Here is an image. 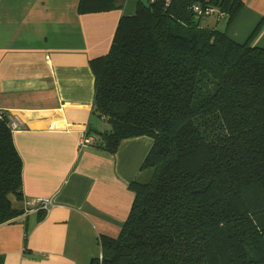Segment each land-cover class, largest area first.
<instances>
[{
	"label": "trees",
	"instance_id": "trees-1",
	"mask_svg": "<svg viewBox=\"0 0 264 264\" xmlns=\"http://www.w3.org/2000/svg\"><path fill=\"white\" fill-rule=\"evenodd\" d=\"M122 4L79 0L77 9ZM241 4L140 0L120 17L109 51L90 61L92 114L109 126L87 130L93 147L114 153L127 138L153 141L119 235H100L91 264H264V46L254 33L228 34ZM216 13L224 30L204 22ZM2 109L0 224L26 207L23 158Z\"/></svg>",
	"mask_w": 264,
	"mask_h": 264
},
{
	"label": "crops",
	"instance_id": "crops-1",
	"mask_svg": "<svg viewBox=\"0 0 264 264\" xmlns=\"http://www.w3.org/2000/svg\"><path fill=\"white\" fill-rule=\"evenodd\" d=\"M139 1L79 13V0H0V107L19 124L23 206L54 202L43 217L33 210L0 224V264H91L102 255L100 235H119L135 199L129 185L153 141L127 138L114 153L79 141L109 127L92 114L90 61L109 51L120 17ZM241 1L228 34L245 41L254 33L253 44L264 46V0Z\"/></svg>",
	"mask_w": 264,
	"mask_h": 264
},
{
	"label": "built area",
	"instance_id": "built-area-1",
	"mask_svg": "<svg viewBox=\"0 0 264 264\" xmlns=\"http://www.w3.org/2000/svg\"><path fill=\"white\" fill-rule=\"evenodd\" d=\"M198 9V8H196ZM206 14H209V13H213L212 10H207L205 12ZM218 14V13H216ZM223 17V14H218L217 17ZM0 109H2L0 107ZM3 111V109H2ZM2 118V112L0 110V119ZM11 127L13 130L17 129L19 127V124H18V121L16 119H14L12 116H11V123H10ZM97 140V136L96 134H88L87 133V130L85 132L82 133L81 137H80V141H79V146L80 147H93L94 145V142ZM29 202H26L25 203V206H26V209H25V213L27 212H32L33 210L34 211H37V210H47L49 209L50 207L54 206V202L52 200V198H41L40 199V204L37 208L35 209H31L29 207Z\"/></svg>",
	"mask_w": 264,
	"mask_h": 264
},
{
	"label": "rangeland",
	"instance_id": "rangeland-1",
	"mask_svg": "<svg viewBox=\"0 0 264 264\" xmlns=\"http://www.w3.org/2000/svg\"><path fill=\"white\" fill-rule=\"evenodd\" d=\"M224 21H225V24L222 25L221 22H223V20L218 21L217 15L216 16L208 17L207 19L204 20V22L206 24H208V23H213V24H217V25L220 24V28H225V26H226V20H224ZM95 120H97V118H95Z\"/></svg>",
	"mask_w": 264,
	"mask_h": 264
}]
</instances>
